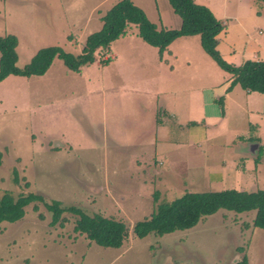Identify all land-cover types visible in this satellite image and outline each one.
I'll return each mask as SVG.
<instances>
[{
  "label": "rangeland",
  "instance_id": "374dc122",
  "mask_svg": "<svg viewBox=\"0 0 264 264\" xmlns=\"http://www.w3.org/2000/svg\"><path fill=\"white\" fill-rule=\"evenodd\" d=\"M117 1L0 0V37H16L20 68L43 48L78 56ZM133 3L157 28L180 29L167 0ZM208 6L223 25L216 48L222 59L226 47L242 51L258 29L264 32L263 0H210ZM224 7L242 25H255L247 32L234 26L220 15ZM137 33L129 25L110 51L79 72L55 58L42 76L0 82V195L34 193L121 221L127 242L100 247L74 233L69 213L63 228L49 227L51 214L37 203L21 220L0 225V264H240L244 257L264 264V230L252 226L255 212L220 210L162 237L132 233L185 193L264 191V95L229 85L224 97L239 106L227 109L217 90L231 75L204 52L199 36L181 37L160 57ZM246 93L251 99H240ZM252 142L260 147L255 157L245 152Z\"/></svg>",
  "mask_w": 264,
  "mask_h": 264
},
{
  "label": "trees",
  "instance_id": "16d2710c",
  "mask_svg": "<svg viewBox=\"0 0 264 264\" xmlns=\"http://www.w3.org/2000/svg\"><path fill=\"white\" fill-rule=\"evenodd\" d=\"M167 1L174 14L181 20L180 29H158L131 0H118L100 18L102 25L100 30L86 38L78 56L66 53L59 47L43 48L27 65L20 68L17 66L16 37L12 35L0 37V82L9 76L26 78L42 76L55 58L61 60L69 71L79 72L80 67L92 64L96 60V54L102 56L110 51L111 44L126 35L129 25H134L137 27L138 38L146 45L157 49L160 57L174 40L199 36L204 52L221 70L231 75L230 87L238 85L248 93L264 95V61H246L240 67L226 63L216 50L217 37L223 30V25L212 12L207 7L196 4L194 0ZM261 152L262 149L258 157ZM1 158L0 153V166ZM14 181L17 183V176L14 177ZM37 203L43 204L46 211L51 214L49 227L63 228L67 223L63 215L69 213L75 216L74 233L83 235L100 247L118 249L128 240L129 229L121 221L101 215L89 216L81 209L63 207L58 201L47 203L34 193L14 198L10 193L3 192L0 195V225L21 220L25 214L24 209L33 205V211H36ZM220 210L236 214L255 212L252 226L264 230V191L248 193L225 190L185 193L180 198L159 206L148 218L136 223L132 233L136 238L143 239L150 234L162 237L176 231L189 230L205 217ZM240 264H247L245 257Z\"/></svg>",
  "mask_w": 264,
  "mask_h": 264
},
{
  "label": "crops",
  "instance_id": "0c3cea01",
  "mask_svg": "<svg viewBox=\"0 0 264 264\" xmlns=\"http://www.w3.org/2000/svg\"><path fill=\"white\" fill-rule=\"evenodd\" d=\"M132 1V3H133V0H131ZM209 1L210 0H194V2L196 3V4H199V5H202V6H205V7H207L209 10L211 9V8H209ZM118 2V1H117ZM116 2V3H117ZM263 2H264V0H263ZM115 3V4H116ZM257 3H258V5L259 6H262V4H259V1H257ZM134 4V3H133ZM135 5V4H134ZM112 7V6H111ZM139 8V7H138ZM142 10V9H141ZM143 11V10H142ZM211 11V10H210ZM144 12V11H143ZM212 12V11H211ZM213 14V13H212ZM214 15V14H213ZM221 16H222V18H225V19H228L229 21L230 20H234V21H236V23H232V24H234V26H239V24L240 25H242L241 24V21L240 20H238L237 18H230L229 17V15H228V12H227V9L224 7V8H222V10H221V14H220ZM260 17H263V15H262V13H260ZM103 16V15H102ZM102 16H100V18L102 17ZM215 17V16H214ZM260 17H258V18H260ZM154 24V23H153ZM253 25H255V24H247V25H242L244 28H245V30L244 31H248V30H251L252 29V27H253ZM102 26V25H101ZM101 28V27H100ZM159 29V28H158ZM254 29H256V27H254ZM261 30L262 29H258V32L256 33L257 34V38H256V40L255 41H253L252 39L249 41V45L248 46H246L242 51H237V52H235L233 49H232V47H226V49L229 51V53L228 54H226L225 55V58H223L224 60H225V62L226 63H229V64H233V65H235V67L237 66V67H239V66H241L244 62H246V59H254V60H256V61H262V60H260L261 58H259L260 57V55L262 54L263 55V57H264V32H261ZM221 34V33H220ZM219 34V35H220ZM219 37V36H218ZM218 37H217V40H218ZM180 38H178V39H176V40H179ZM176 40H174L170 45H172ZM251 44V45H250ZM169 45V46H170ZM168 46V47H169ZM164 54H165V52H164ZM163 54V55H164ZM162 55V56H163ZM231 80H232V78H230V80L228 81V83L225 85V86H223V87H221L220 89H218L217 90V93H218V95H219V97H224V92L225 91H227V89H229V83H231ZM247 95H246V97H243V95H241V97H240V99H243L244 101H248V100H250L251 99V95L252 94H248V93H246ZM258 94V93H257ZM253 99V98H252ZM235 101V99L233 98V97H231V96H225L224 97V102H225V105H226V107H227V109L232 105V104H234V105H236V106H239V105H237L234 101ZM254 100V99H253ZM220 101H221V99H220ZM215 102H217V101H215ZM231 104V105H230ZM252 143H254V142H252ZM258 143V142H257ZM259 144V143H258Z\"/></svg>",
  "mask_w": 264,
  "mask_h": 264
},
{
  "label": "water",
  "instance_id": "95a60500",
  "mask_svg": "<svg viewBox=\"0 0 264 264\" xmlns=\"http://www.w3.org/2000/svg\"><path fill=\"white\" fill-rule=\"evenodd\" d=\"M259 148L260 147L258 143H249L245 148V152L248 156L255 157L258 154Z\"/></svg>",
  "mask_w": 264,
  "mask_h": 264
}]
</instances>
